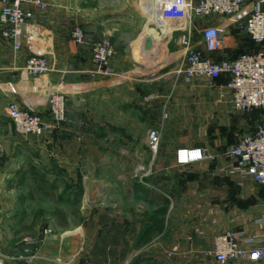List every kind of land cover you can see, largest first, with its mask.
<instances>
[{
  "label": "crops",
  "instance_id": "0c3cea01",
  "mask_svg": "<svg viewBox=\"0 0 264 264\" xmlns=\"http://www.w3.org/2000/svg\"><path fill=\"white\" fill-rule=\"evenodd\" d=\"M45 1L44 11L25 4L34 16L22 28L18 49L0 23V257L15 264H218L213 239L226 230L241 231L239 245L247 248L244 237L263 228L258 218L264 213V185L228 150L254 131L262 111L234 110L227 75L186 82L174 73L184 55L177 32L155 27L157 0L147 3L149 18L138 0H111L106 8L94 0ZM242 21L196 16L193 44L214 60L252 52L255 44L243 34ZM216 26L224 28L221 45L209 49L204 30ZM76 27L84 33L81 43L72 37ZM149 33L162 41L153 39L144 50L142 39ZM103 37L112 45L115 74L92 78L87 73L92 46ZM36 54L51 69L35 77L22 74L20 67ZM51 88L65 93L67 118L70 108L83 110L80 122H65L43 139L30 136L19 150L20 135L6 104L15 101L47 116ZM151 129L160 135L155 154L147 145ZM182 146L200 147L205 156L178 166L174 153ZM26 166L59 183L57 203L33 192L17 205L18 195L29 189L11 184ZM66 182L71 187L62 190ZM40 197L47 206L35 204ZM55 208L64 224L53 215ZM38 209L44 212L36 226ZM154 215L162 226L146 236ZM223 264H264V258Z\"/></svg>",
  "mask_w": 264,
  "mask_h": 264
},
{
  "label": "built area",
  "instance_id": "2783aa9c",
  "mask_svg": "<svg viewBox=\"0 0 264 264\" xmlns=\"http://www.w3.org/2000/svg\"><path fill=\"white\" fill-rule=\"evenodd\" d=\"M0 4V23L4 26L2 34L10 37L14 47L18 49L22 28L34 16L33 11L25 7V4L41 11L46 10L48 5L45 0H0ZM159 16L169 23V34L177 32L175 40L183 51V61L174 70L177 76L189 82L201 76L216 79L220 75H227L226 86L231 91L234 110L245 112L258 108L264 114V47L232 59L214 60L192 41L194 17L222 16L229 23L243 19L240 23L241 30L254 42H264V0H163ZM155 27L157 29L156 24ZM223 31L221 26L204 30L207 48L220 47ZM72 37L77 43L83 42V30L76 27ZM112 56V45L107 37L95 41L92 46L91 67L87 70L90 77L114 75ZM50 69L46 57L40 54L28 57L20 67L22 74L32 77L47 73ZM47 105V116L22 108L15 101L6 104L5 112L18 134L45 137L67 120L65 93L59 88H51L48 91ZM159 141L158 131L149 130L147 145L153 154L157 152ZM3 154L4 148L0 143V158ZM204 156V150L200 147L182 146L175 150L174 160L178 166H184L202 160ZM228 156L238 166L244 167L257 183L264 185V121L261 120L254 131L241 135L228 150ZM258 221L263 223V228L256 234L244 237L247 248L239 245L238 238L243 234L241 231L226 230L214 237L211 252L218 264L230 259L255 261L264 258V213L259 216ZM0 264L15 263L0 257Z\"/></svg>",
  "mask_w": 264,
  "mask_h": 264
},
{
  "label": "trees",
  "instance_id": "16d2710c",
  "mask_svg": "<svg viewBox=\"0 0 264 264\" xmlns=\"http://www.w3.org/2000/svg\"><path fill=\"white\" fill-rule=\"evenodd\" d=\"M243 34L246 37H248L249 40L253 44H255L254 45V47H255L254 51L264 47V42L256 43L248 35H246L244 32H243ZM248 52H251V51H248ZM243 53H245V52H243ZM240 54H242V53H240ZM240 54H238V55H240ZM255 109H258V108H255ZM260 122H261V120H259L258 123H260ZM256 126H255V128H256ZM255 128H254V130H255ZM23 184H26L28 186L29 193L18 195V197L16 199L17 205L23 206V204L26 200L33 198V192L36 194H40V193L44 192L48 196V198H50L54 203H57L59 201V198L58 197L56 198L54 195V191L59 188V183L56 181L49 182L46 174H44L43 172H41V171L31 167V166H26L25 168H20L19 171L17 172V175H16L14 182L11 185L21 186ZM165 207H166V204H164V206H163L164 210H165ZM43 212L44 211L42 209H38L36 211V213L34 215V219L32 221L33 225L35 224L37 226L38 219L43 214ZM53 215L57 216V219H59V223L64 224V214L61 212L60 209L55 208L53 210ZM162 221H163V219L161 217L159 218L158 216L154 215L152 218V224L147 225L144 228L143 233L146 236L153 234L154 232H156L157 230H159L161 228Z\"/></svg>",
  "mask_w": 264,
  "mask_h": 264
},
{
  "label": "rangeland",
  "instance_id": "374dc122",
  "mask_svg": "<svg viewBox=\"0 0 264 264\" xmlns=\"http://www.w3.org/2000/svg\"><path fill=\"white\" fill-rule=\"evenodd\" d=\"M110 1L111 0H94V2H96V4H101V6H104L105 8H106V4H108V3H110ZM139 1V7H140V11H141V13L142 14H144V15H146V17L147 18H149V15L150 14H152V11H151V8H150V4L149 5H147V3H149L150 2V0H138ZM137 1V2H138ZM152 4H153V0H152ZM147 6V7H146ZM150 26H154V24L153 23H150L149 24ZM158 30H156V32H154V33H156L157 35H158ZM136 56L138 55V54H135ZM138 57V56H137ZM59 84L60 85H63L64 83L62 82V81H60L59 82ZM68 105V100H66V106ZM88 105H91V103H88ZM83 107H85V106H83ZM80 111H83V110H81V109H79V107L78 106H74V107H72V108H70L68 111H67V114H68V118H67V120H66V122L68 123V124H70V125H75L76 123H79L80 122V115H81V112ZM66 123V124H67ZM52 133V132H51ZM50 133V134H51ZM20 135V134H19ZM49 135V134H48ZM30 136H23V135H20V144H21V148H19V150H21L22 149V147H25V145L28 143V139L27 138H29ZM31 138V137H30ZM36 138H44V137H36ZM9 152H13V153H15V152H17V150H14V151H9ZM22 151H20V153H21ZM54 153H55V151H54ZM22 154V153H21ZM23 155V154H22ZM55 172V171H54ZM63 188H62V190H65V189H67V188H69V187H71V184L70 183H68V182H66V183H63ZM35 204L38 206V205H42V206H47L48 205V203H47V199H42V197H40V198H37V200L35 201ZM166 209V208H165ZM46 230H48V229H44V233H45V231ZM50 230V229H49ZM50 232V231H49ZM48 232V233H49Z\"/></svg>",
  "mask_w": 264,
  "mask_h": 264
},
{
  "label": "bare ground",
  "instance_id": "6f19581e",
  "mask_svg": "<svg viewBox=\"0 0 264 264\" xmlns=\"http://www.w3.org/2000/svg\"><path fill=\"white\" fill-rule=\"evenodd\" d=\"M162 1H163V0H157V4H158L159 7H160ZM157 4H156V5H157ZM153 21H154L156 24H159L160 27L163 28V29H166V27H170V25H169L168 22H166V21L160 19V16H159V17H153ZM147 36H150L152 39L162 41V39H156L155 35L149 33V34H146V35L143 37L142 42L144 41L145 37H147ZM157 42H158V41H157ZM60 87H61V86H60Z\"/></svg>",
  "mask_w": 264,
  "mask_h": 264
},
{
  "label": "water",
  "instance_id": "95a60500",
  "mask_svg": "<svg viewBox=\"0 0 264 264\" xmlns=\"http://www.w3.org/2000/svg\"><path fill=\"white\" fill-rule=\"evenodd\" d=\"M157 28H160L159 24H156ZM153 46V39L150 36L145 37L144 39V50H149ZM262 121H264V115L262 117Z\"/></svg>",
  "mask_w": 264,
  "mask_h": 264
}]
</instances>
